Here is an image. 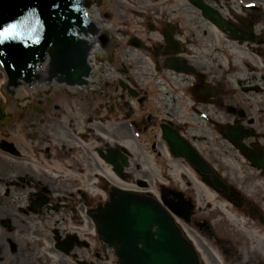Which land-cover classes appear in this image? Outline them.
I'll use <instances>...</instances> for the list:
<instances>
[{
	"label": "flooded vegetation",
	"instance_id": "1",
	"mask_svg": "<svg viewBox=\"0 0 264 264\" xmlns=\"http://www.w3.org/2000/svg\"><path fill=\"white\" fill-rule=\"evenodd\" d=\"M93 8L113 29L80 86L62 82L51 57L30 81L0 84V264H119L97 231L119 191L166 208L189 200L183 235L214 236L171 178L185 181L186 169L236 214L215 237L218 257L263 264L262 242L244 240L241 254L226 241L241 222L264 232V0H90ZM126 11L151 23L154 39L125 42L145 59L123 58L111 37L130 32ZM127 63L152 67L129 75ZM178 145L209 173L174 157Z\"/></svg>",
	"mask_w": 264,
	"mask_h": 264
},
{
	"label": "water",
	"instance_id": "2",
	"mask_svg": "<svg viewBox=\"0 0 264 264\" xmlns=\"http://www.w3.org/2000/svg\"><path fill=\"white\" fill-rule=\"evenodd\" d=\"M84 8L81 0H0V31L16 25L0 37V63L7 77L15 80L28 74L50 47L56 61H70L80 52L78 34L93 30ZM64 69L67 79L75 82L86 70ZM103 232L120 264H198L172 217L155 202L119 194L107 206Z\"/></svg>",
	"mask_w": 264,
	"mask_h": 264
},
{
	"label": "rangeland",
	"instance_id": "3",
	"mask_svg": "<svg viewBox=\"0 0 264 264\" xmlns=\"http://www.w3.org/2000/svg\"><path fill=\"white\" fill-rule=\"evenodd\" d=\"M123 14H126V17L121 21L125 22V26H131V28L128 27V30L130 31L127 36H125L122 41L124 43H120L122 47L124 48L123 52L120 54L122 57L128 58L129 54H131V59H134L135 56L138 57H143V54L137 53L135 51L136 49L134 48H128L125 42L129 43V40L131 39V35L137 36L142 38V40L145 42H149L148 40H152L153 38V33L151 29L148 27L151 23L146 22L147 19H139V17H132L130 16L127 11ZM102 19V18H101ZM107 24L108 22L105 20L104 21H97L95 20L96 24H101V23ZM107 22V23H106ZM102 26V25H101ZM124 27V26H123ZM123 27L119 26L120 29ZM124 44V45H123ZM129 52V53H127ZM143 59H145L143 57ZM131 61V60H130ZM146 61V60H145ZM132 65V64H131ZM124 65L125 69L128 70L129 75H132L134 72L135 74H140L146 72L147 74L149 73L148 71L151 70V66L146 65V64H141L139 65L140 68H134L133 66ZM131 66V67H130ZM3 74L2 71L0 70V83L3 81ZM152 158V157H151ZM185 175H186V180L185 181H179V176L178 174H172L171 178L174 180V183L179 186L181 189H185L193 199V202L195 203L196 206V211L201 212V216L205 221L209 222V225L211 226V233L214 235L212 237H205V238H199L198 243H193L202 257L203 264H231L233 261V258H224L225 261H222L221 258L218 257V252L215 245V237H222V227L224 226V219L228 221V223H234L236 214L231 212V209L224 207L222 202H217L214 199V195L210 193L206 188L194 177L191 175L189 172V169L185 170ZM212 216H218V220L212 221L210 220ZM254 225V224H251ZM235 229H232L228 233V238L230 241H226V244L231 246L233 249L238 248L241 254L244 253V240L249 242L250 246H253L254 241H260L264 244V232L262 233L263 230H257L254 228H250L244 224V222H241L240 226H234ZM244 232L248 234H244ZM231 233V234H230ZM259 235L261 237L259 238ZM258 238L257 240H255ZM223 246V245H222ZM264 259V257H262ZM244 260V257H243ZM264 264V262H263Z\"/></svg>",
	"mask_w": 264,
	"mask_h": 264
},
{
	"label": "snow or ice",
	"instance_id": "4",
	"mask_svg": "<svg viewBox=\"0 0 264 264\" xmlns=\"http://www.w3.org/2000/svg\"><path fill=\"white\" fill-rule=\"evenodd\" d=\"M15 27H16L15 24L8 25V26L5 27L2 31H0V37H5V36H7V35L11 32V30H12L13 28H15Z\"/></svg>",
	"mask_w": 264,
	"mask_h": 264
},
{
	"label": "bare ground",
	"instance_id": "5",
	"mask_svg": "<svg viewBox=\"0 0 264 264\" xmlns=\"http://www.w3.org/2000/svg\"><path fill=\"white\" fill-rule=\"evenodd\" d=\"M90 41H91V40H90ZM92 41H93V40H92ZM92 41H91V42H92Z\"/></svg>",
	"mask_w": 264,
	"mask_h": 264
}]
</instances>
